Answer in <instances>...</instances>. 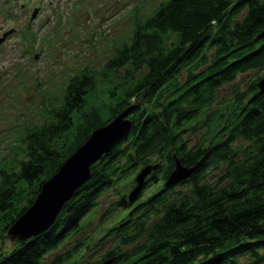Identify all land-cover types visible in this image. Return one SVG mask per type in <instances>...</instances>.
Here are the masks:
<instances>
[{
    "label": "trees",
    "instance_id": "16d2710c",
    "mask_svg": "<svg viewBox=\"0 0 264 264\" xmlns=\"http://www.w3.org/2000/svg\"><path fill=\"white\" fill-rule=\"evenodd\" d=\"M2 5L10 11V0ZM21 28L19 38L30 36L33 46L34 32ZM112 53L99 68L69 74L44 121L19 136L22 157L0 163V264H75L107 237L111 245L87 264H237L238 255L249 264L264 261V87L255 86L264 72V0H158ZM258 67L216 100L221 85ZM100 85L108 97L88 103ZM130 104V127L90 164L89 177L49 227L3 247L8 226L41 182L92 129ZM187 129L197 131L195 140ZM175 156L193 167L164 185ZM154 162L129 200L134 173ZM114 185L116 197L98 218L111 224L91 241L93 232L83 228L92 214L85 215ZM115 209L123 212L116 219Z\"/></svg>",
    "mask_w": 264,
    "mask_h": 264
},
{
    "label": "rangeland",
    "instance_id": "374dc122",
    "mask_svg": "<svg viewBox=\"0 0 264 264\" xmlns=\"http://www.w3.org/2000/svg\"><path fill=\"white\" fill-rule=\"evenodd\" d=\"M3 1L0 0V34L5 30L9 32L0 43V163L13 155L22 157L19 136L26 125L44 121L47 117L45 108L55 102V97H60L68 75L83 66L99 68L103 65L116 45L126 39L132 21L149 13L158 0H10L8 12L2 8ZM33 6L38 11L30 18ZM21 27L36 35L33 46L28 43V36L22 43L24 47H21L17 40ZM260 70L258 67L238 73L235 80L218 88L216 100L227 98L232 84L241 88ZM104 86L96 87L93 97L87 95V102L100 103L101 99L108 97L102 89ZM216 100L211 107L216 105ZM186 133L190 134L192 141L198 135L197 131L189 129ZM217 170L207 172L205 178L212 179ZM116 188L114 185L105 189L99 197L97 209L85 215L92 214L83 228L84 232H93L91 241L111 224L109 217L100 224L98 218L116 197ZM174 188L184 187L175 185ZM113 212L114 219L123 213L117 209ZM3 238L2 246L11 247L12 238L9 235ZM108 245H111V240L107 237L99 247L82 251L75 264L95 260L98 252ZM74 258L77 254H72L69 259ZM237 259V264H249L250 260L245 255H238ZM259 264H264V261Z\"/></svg>",
    "mask_w": 264,
    "mask_h": 264
},
{
    "label": "water",
    "instance_id": "95a60500",
    "mask_svg": "<svg viewBox=\"0 0 264 264\" xmlns=\"http://www.w3.org/2000/svg\"><path fill=\"white\" fill-rule=\"evenodd\" d=\"M35 10V9H34ZM9 30L2 31L0 42ZM255 86L264 87V72L255 80ZM132 105H127L103 124L92 129L89 135L78 144L59 164L54 173L44 179L39 186L33 201L8 226L7 234L10 238L23 240L43 228L49 227L60 207L73 190L83 183L90 175V164L96 161L103 152L110 150L117 139L130 127L131 120L127 111ZM178 157H173V168L170 169L163 180L164 185H170L188 175L193 166L182 165ZM158 162L145 163L133 175L135 180L127 192L128 199L136 196L142 186L144 176L151 169H156ZM110 259L102 260L96 264H109Z\"/></svg>",
    "mask_w": 264,
    "mask_h": 264
}]
</instances>
